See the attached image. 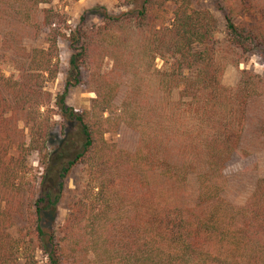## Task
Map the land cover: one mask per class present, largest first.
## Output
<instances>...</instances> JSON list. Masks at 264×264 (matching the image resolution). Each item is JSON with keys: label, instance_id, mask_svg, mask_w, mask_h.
Returning <instances> with one entry per match:
<instances>
[{"label": "trees", "instance_id": "trees-1", "mask_svg": "<svg viewBox=\"0 0 264 264\" xmlns=\"http://www.w3.org/2000/svg\"><path fill=\"white\" fill-rule=\"evenodd\" d=\"M64 1L0 0V264H38L36 251L46 264H264V178L242 206L224 196L228 167L251 172L264 149V74L240 70L264 62V0L216 1L221 20L200 0H117L126 11H88L101 22L68 36L51 7ZM75 86L95 96L82 113L66 102ZM122 127L134 153L106 140ZM76 170L68 217L49 230ZM192 183L194 199L174 200Z\"/></svg>", "mask_w": 264, "mask_h": 264}, {"label": "rangeland", "instance_id": "rangeland-1", "mask_svg": "<svg viewBox=\"0 0 264 264\" xmlns=\"http://www.w3.org/2000/svg\"><path fill=\"white\" fill-rule=\"evenodd\" d=\"M216 1L223 4V0H200L201 6L208 9L215 17L222 19L220 13L216 8ZM54 9L62 12L67 20L66 33L67 36L71 31H74L79 25L83 24L85 19V24L87 26L98 25L101 22V19L97 16L86 15L88 11H91L96 8H104L110 15H118L120 12L126 11L124 8H120V5L117 0H81L79 2H72L71 0H65L62 3H55L51 6ZM167 22L170 21L171 16L166 15ZM249 17L245 18V21L248 22ZM242 19L238 18L236 23L241 22ZM45 38L42 37L41 40L36 44V46H45ZM59 46V55H58V66H59V75L54 80H49L45 84V88L49 91L54 97L56 94L61 93L65 82L67 80V71L69 70V59L71 56V51L69 50V45L65 38H60L58 42ZM158 68L161 67V62L158 60L156 62ZM250 70L254 73L263 75L264 74V62H261L258 57H250L247 65H241L240 70ZM3 71L6 76H17L16 71L10 65H4ZM238 79L237 69L230 68L226 71L223 77V85L231 89L236 85ZM95 96L83 86L73 87L67 98V105L73 108L77 113H82L83 111L89 110L90 101ZM118 104L121 102V99H118ZM54 121L56 122L55 132L56 134L60 133L62 119L59 115H55ZM20 128H23V125L20 124ZM106 140L115 144L119 149L125 150L130 153H134L139 145V138L136 133L132 130L122 127L117 134L107 135ZM257 151V160L258 167L251 172H246V167L244 164L240 165H230L226 171V187L224 190L225 198L231 203L242 206L246 203L248 198L252 195L255 184L259 179L264 178V149L257 145L255 146ZM30 164L34 168V174L40 172V164L38 162V157L36 154H33L30 157ZM82 177L81 170L74 171L66 182V193L59 204L58 208V218L54 225L48 226V229L59 227L68 217L69 207L72 201L76 196L77 182ZM196 196V187L195 184H191L186 190L174 192V200H180V202H188L191 199H194ZM19 224L14 226L10 233L17 237ZM35 259L38 264H46L47 260L45 256L40 252L36 251Z\"/></svg>", "mask_w": 264, "mask_h": 264}]
</instances>
